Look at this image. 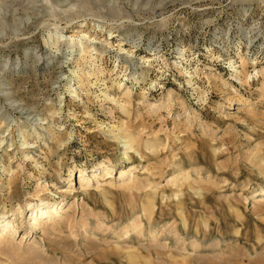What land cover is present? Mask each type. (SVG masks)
<instances>
[{
  "label": "rangeland",
  "instance_id": "rangeland-1",
  "mask_svg": "<svg viewBox=\"0 0 264 264\" xmlns=\"http://www.w3.org/2000/svg\"><path fill=\"white\" fill-rule=\"evenodd\" d=\"M0 264H264V0H0Z\"/></svg>",
  "mask_w": 264,
  "mask_h": 264
},
{
  "label": "bare ground",
  "instance_id": "bare-ground-1",
  "mask_svg": "<svg viewBox=\"0 0 264 264\" xmlns=\"http://www.w3.org/2000/svg\"><path fill=\"white\" fill-rule=\"evenodd\" d=\"M107 170V169H106ZM109 177V176H108ZM40 215L44 216L45 214H57L58 213V205H48L40 210ZM38 216V215H37ZM4 238V237H2Z\"/></svg>",
  "mask_w": 264,
  "mask_h": 264
}]
</instances>
